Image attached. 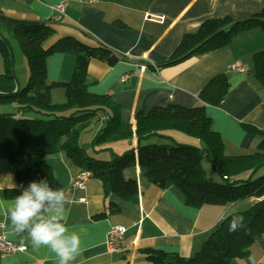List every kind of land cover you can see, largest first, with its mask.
<instances>
[{
  "label": "crops",
  "instance_id": "obj_1",
  "mask_svg": "<svg viewBox=\"0 0 264 264\" xmlns=\"http://www.w3.org/2000/svg\"><path fill=\"white\" fill-rule=\"evenodd\" d=\"M58 3H64V15L56 23V33L50 42L61 37L79 38L83 35L120 55V61L113 67L99 60L88 63V91L110 95L119 106L123 120L133 128L135 115L141 109L148 111L170 103L184 108L199 105L201 88L215 75L224 73L229 84L227 93L218 106H205L212 129L221 136L226 155H247L256 150L258 137L248 134L242 124L257 130L264 127V87L250 71L252 55L264 50L261 30L242 32L225 48L194 55L174 65L164 63L183 35L195 32L203 21L226 16L233 20L250 17L261 10V1L0 0V10L17 20L47 21L51 20L53 7ZM235 63H239L244 71H229V66ZM73 69L74 56L70 54H53L47 59L49 82H68ZM15 71L17 74V69ZM124 75H128V79L121 82ZM27 78L25 72L22 78L16 77L17 83H0V93H11L24 87ZM57 90L51 92L52 101L63 103V93L62 100H54V94H61ZM0 110L13 111L10 106L0 107ZM26 117L38 116L27 114ZM103 124V120L93 121L87 127L90 128L89 146L79 145L81 134L78 145L89 153L91 140ZM167 135L179 144L200 147L198 140L182 134L170 132ZM156 142L162 143L160 140ZM135 144V137H132L129 142L113 143L110 147L121 152L127 147L134 148ZM45 162L53 172L50 186L62 188L66 194L63 212L66 226L80 236V251L72 264H151L146 259L148 250L189 258L200 250L221 220L258 201L249 198L227 206L191 207L178 189L157 188L145 180L135 166L124 172L125 178L137 183L138 202L132 203L111 194L101 181L91 177L84 189H72L71 180L86 171L75 166L63 151L47 156ZM20 186L9 171L8 161L0 157V200L14 203V198L21 194ZM108 205H114L118 211L108 212ZM102 213L106 216L95 218ZM0 224V230L10 241L24 247L22 252L0 258V264H59V258L48 247H34L27 232L14 231L7 211L0 210ZM113 225L123 227L125 233L120 250L110 253L105 239ZM236 264H264V234L255 239L248 255L237 260Z\"/></svg>",
  "mask_w": 264,
  "mask_h": 264
},
{
  "label": "trees",
  "instance_id": "obj_2",
  "mask_svg": "<svg viewBox=\"0 0 264 264\" xmlns=\"http://www.w3.org/2000/svg\"><path fill=\"white\" fill-rule=\"evenodd\" d=\"M259 1L261 10L250 17L233 20L226 16L203 21L195 32L183 35L164 65L225 48L235 36L251 29L264 33V0ZM56 23L17 20L0 10V83H16L10 39L19 46L28 69L24 87L0 93V107L10 106L13 110H0V157L8 161L9 171L20 185L40 180L51 185L53 172L45 158L60 150L89 177L101 181L111 194L132 203L138 202L137 183L125 178L124 172L135 166L157 188L178 189L191 207L227 206L256 198L258 201L248 209L232 212L221 220L200 250L189 258L158 250L145 252L151 264H236L245 258L255 239L264 234V127L257 130L243 123L248 134L258 137L256 150L247 155L225 154L224 142L212 129L205 106L220 104L229 87L226 74L215 75L201 88L199 105L184 108L170 103L148 111L141 109L135 115L133 128L123 120L110 95L88 91V63L99 60L113 67L120 55L83 35L50 42ZM53 54L74 56L73 73L66 83L47 79V59ZM250 71L264 87V50L252 55ZM55 89L63 91V103H53L51 92ZM262 113L264 117V103ZM27 114L38 117L28 118ZM99 120L104 124L92 138L88 153L78 145V138L93 121ZM170 132L198 140L200 147L174 142L167 135ZM132 137L136 141L134 148L116 152L110 147L113 143L129 142ZM203 161L211 165L220 182L206 176ZM107 211L114 213L118 209L108 205ZM105 216L102 213L95 218ZM236 216L243 217V225L229 231L230 221Z\"/></svg>",
  "mask_w": 264,
  "mask_h": 264
},
{
  "label": "clouds",
  "instance_id": "obj_3",
  "mask_svg": "<svg viewBox=\"0 0 264 264\" xmlns=\"http://www.w3.org/2000/svg\"><path fill=\"white\" fill-rule=\"evenodd\" d=\"M20 187L21 194L14 198V203L0 200V210L7 211L14 231L27 232L34 247H48L59 258V264H72L79 254L81 240L66 226L64 190L52 188L47 180ZM242 225V216L233 217L229 231H236Z\"/></svg>",
  "mask_w": 264,
  "mask_h": 264
},
{
  "label": "built area",
  "instance_id": "obj_4",
  "mask_svg": "<svg viewBox=\"0 0 264 264\" xmlns=\"http://www.w3.org/2000/svg\"><path fill=\"white\" fill-rule=\"evenodd\" d=\"M97 1V0H92ZM53 15L51 17V21L60 22L64 15V3H58L53 7ZM229 71L233 72H243V68L239 63H235L229 66ZM128 79V75H124L121 77V82H125ZM89 178L88 174L83 173L79 175L77 178L72 179L70 182V187L72 189L82 190L85 188V183ZM0 229H2V225L0 224ZM125 233V229L121 226H111L109 231L107 232L105 239V246L108 252L115 253L120 250V242L123 239ZM24 251V247L10 241L4 234L3 231L0 230V258L6 257L8 255L22 252Z\"/></svg>",
  "mask_w": 264,
  "mask_h": 264
},
{
  "label": "rangeland",
  "instance_id": "obj_5",
  "mask_svg": "<svg viewBox=\"0 0 264 264\" xmlns=\"http://www.w3.org/2000/svg\"><path fill=\"white\" fill-rule=\"evenodd\" d=\"M245 32H247V31H245ZM233 42H234V40H233ZM10 44L13 48V56H14V61H15L14 71H15V69H17V74L15 73V77L22 78L24 76L25 72L28 74V69H27L25 57H24L23 53L21 52L19 46L17 45V43L14 39H10ZM21 60H22V62H21ZM17 79H16V83H17ZM57 91H58V93H61V94H54V100H57V102H58L59 100H62L61 97H63V95H62L63 91L60 89ZM59 97H60V99H59ZM88 129H90V128H87L83 132H81L82 138L79 141V145L82 147H85V148H87L89 146V139H88L89 130ZM202 168L204 169L205 174L208 178H210L214 182H220L219 177L216 175V173L214 172V170L212 169L210 164L203 161L202 162Z\"/></svg>",
  "mask_w": 264,
  "mask_h": 264
}]
</instances>
